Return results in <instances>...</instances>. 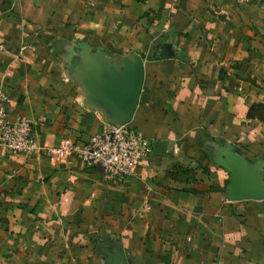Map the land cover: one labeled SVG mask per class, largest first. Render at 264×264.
I'll use <instances>...</instances> for the list:
<instances>
[{"label": "crops", "instance_id": "1", "mask_svg": "<svg viewBox=\"0 0 264 264\" xmlns=\"http://www.w3.org/2000/svg\"><path fill=\"white\" fill-rule=\"evenodd\" d=\"M77 43L143 59L131 127L153 152L115 186L0 146V264H106L114 242L128 264H264V201L228 200L215 161L224 143L264 160V0H0V93L47 148L106 123L63 61Z\"/></svg>", "mask_w": 264, "mask_h": 264}, {"label": "water", "instance_id": "2", "mask_svg": "<svg viewBox=\"0 0 264 264\" xmlns=\"http://www.w3.org/2000/svg\"><path fill=\"white\" fill-rule=\"evenodd\" d=\"M68 49L63 61L72 82L81 89L88 106L99 111L108 124H132L139 107L145 83L143 59L131 54L117 60L88 43H77ZM167 47L163 58H175ZM216 164L229 174L226 196L232 202L264 201V160L250 162L228 143L216 147ZM106 264H128L121 244L110 243L99 248Z\"/></svg>", "mask_w": 264, "mask_h": 264}, {"label": "built area", "instance_id": "3", "mask_svg": "<svg viewBox=\"0 0 264 264\" xmlns=\"http://www.w3.org/2000/svg\"><path fill=\"white\" fill-rule=\"evenodd\" d=\"M8 97L0 93V146L13 157H39L50 160L75 157L81 164L101 168L107 182L120 186L132 177L141 162L153 152L150 142L129 127L107 122L84 145L69 143L59 148L44 147L34 134L32 123L24 117L11 120Z\"/></svg>", "mask_w": 264, "mask_h": 264}, {"label": "trees", "instance_id": "4", "mask_svg": "<svg viewBox=\"0 0 264 264\" xmlns=\"http://www.w3.org/2000/svg\"><path fill=\"white\" fill-rule=\"evenodd\" d=\"M129 127H131V124L129 125ZM132 128V127H131Z\"/></svg>", "mask_w": 264, "mask_h": 264}]
</instances>
